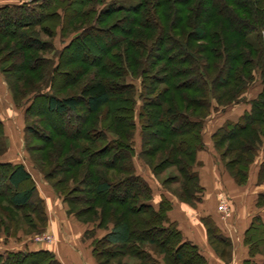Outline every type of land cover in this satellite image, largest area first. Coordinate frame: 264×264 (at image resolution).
I'll list each match as a JSON object with an SVG mask.
<instances>
[{
	"label": "trees",
	"instance_id": "16d2710c",
	"mask_svg": "<svg viewBox=\"0 0 264 264\" xmlns=\"http://www.w3.org/2000/svg\"><path fill=\"white\" fill-rule=\"evenodd\" d=\"M119 1L121 0H110L109 2L105 0H34L29 3L17 2L0 6V36L8 32L7 37L20 39L19 44L25 52L24 56L23 53L20 55L24 63L21 73L19 77L16 74L19 85L26 86L31 82L27 77L28 74L42 75V70L49 68L45 84L37 90L24 95V91L18 89L21 95H24L23 99L18 101V92L9 85V76L13 74L14 65L18 63L13 61L15 50L10 52L8 61H13V64L11 63L8 68H3L0 62V74L7 84L12 103L14 107L22 110L26 153L29 152L26 139L29 134H34V138L41 140L43 144L54 140L56 136L74 137L55 127H51L53 131L47 132L41 124L43 121L47 122L52 117L70 118L73 114H75V120H85L80 127V134L74 138L85 140L90 145L103 143L88 154L87 163L100 170H90V173L85 176L87 185L94 187L97 197L104 198L116 191L122 192L119 197L106 198L112 205H130L125 208V212L132 215L133 218L130 220L132 226L123 229L122 234L126 237L123 244L126 255L130 254H127L130 250L134 256L137 255L143 260L142 264H209L197 246L184 239L177 223L169 218L173 206L171 199L162 193L160 199L154 202L155 204L153 203L155 197H153L152 188L136 171L134 158L139 159L152 176L157 178L156 169L167 162L170 156L173 157L172 163L178 168L180 176L172 180L175 183H184L187 197L185 200L183 196L179 197L172 192H170L171 195L192 207L201 203L203 187L199 183L194 168L197 165V154L205 146L202 139L203 121L212 110L232 105L231 103L224 105L216 95V91L218 89L228 90L227 93L232 82H240V92L243 94L253 83L256 72H259L262 77L263 90L249 102L250 110L238 120H226L211 135L216 152L222 143H228V150L235 142L245 144L241 148L244 153L234 156V160H229L228 163L224 162V157L227 155H221L218 152L226 171L234 182L238 185L245 182L248 164L251 162L248 154L257 155L262 151L259 150V144L261 136L264 137V0H197L199 5L207 2L210 6L209 9L204 10L205 18L201 26L198 24L199 9L195 7L193 10L195 17H198L197 22L195 17L192 19L187 16L191 10H187L184 6L190 4L192 0H139L128 3V5L123 4L126 2ZM85 6H89V9L83 11ZM119 14H124L123 19L131 20L132 25L144 26L157 32V36L152 40L149 38L139 39L138 42L127 40L126 44L130 45L129 48L135 47L134 44L137 43L136 47L140 49L135 52L137 55L126 54L123 49L122 55L117 56L118 46L125 42L114 37V33L119 30L118 23L107 28H99L104 18ZM79 16L90 20L88 30L74 33L59 50L54 49L51 43L42 42L38 36H31L25 32L26 29L39 26L41 34L49 38H52L56 31L64 37L68 22ZM216 18L219 22H215ZM165 19L169 20L168 25L161 24V20ZM122 33L130 37L132 32L126 29ZM94 38L103 42L110 39L104 48L97 47L101 51L100 57L90 58L88 55H82L69 59V55L75 51L88 50L90 52L88 43H92ZM30 51H50L52 56L39 59L29 58L26 53ZM197 54L204 55V58H198ZM110 55L122 59L123 67L120 68V75L117 69L113 70L112 64H109L106 59ZM78 62L90 65L92 68L100 66L102 71L118 80L130 76L132 80H138V87L136 89L133 83L122 80L121 82H110L104 77H93L82 84L78 94L56 96L54 94L56 79L61 76L64 79L70 78L71 74L63 69L69 64ZM136 67L138 68L137 74L131 70ZM215 68L217 72L212 76L210 72ZM84 70L79 74V79L85 78L88 70ZM225 73L226 79L223 80ZM180 79L183 80L179 81ZM69 82L76 83V81ZM160 85H166V88L159 89ZM169 91L177 95V100L174 95L168 99L166 94ZM188 91L200 93L202 96L199 99L188 98L183 94ZM124 93L128 97H116ZM238 101L240 99L235 103ZM112 104L117 105V108L113 109L115 113L121 111V108H118L120 104H126L124 109L128 114L129 122L122 136L124 141L119 135L109 137L111 133L101 123L96 124L94 135L86 137L89 133L84 130L86 119L78 116V111L83 109L87 116H94ZM180 104L197 106L204 114L194 115L187 109L180 110ZM111 119L119 120L117 116ZM150 119L156 121L155 125L149 122ZM178 120L182 126L180 130L179 127L174 126ZM257 123L263 124V127L261 130L256 128L255 131L253 130L257 134L256 137L254 134H249L245 138L244 134L252 130V126ZM136 131H138L139 138L137 153L134 148ZM3 134L4 126L0 121V137ZM178 134L187 136L180 139ZM168 139L172 141V149L165 153L167 155L165 160H159L157 166H152L149 159L161 151V145ZM153 142H159L160 145H154L150 150H146V147H150L149 145ZM178 148L181 152H178ZM87 150L84 146L81 153ZM179 153H183L182 157L177 158L176 155ZM262 153L264 158V151ZM83 163L82 159L75 160L72 166L73 168L79 167ZM238 163L241 166L236 171L238 175H235L236 173L233 174L230 168L231 164ZM35 166L37 167L36 163H34ZM116 173L124 176L114 180L112 176ZM240 173L243 175V180L237 178L241 177ZM44 178L47 179L46 175ZM257 178L258 180L264 178V160L260 164ZM161 188L169 193L163 184ZM0 200H5L14 210L30 211L34 222L37 221L38 225L40 224L39 228L44 230L46 227L44 201L38 196L31 175L22 164L0 162ZM256 206L261 208V212L258 211L252 216L243 236V244L248 247V256L252 259L255 258V253L252 251L253 245L258 246L261 240L258 236L251 234L249 238L248 235L255 225L264 229V192L257 195ZM208 218L211 219L210 222L205 221ZM212 220L209 216L201 220L210 247L213 243L223 246L224 249L229 247V238L221 234L220 229ZM34 222L32 226L38 228ZM117 233H111L109 236L93 241L91 243L93 257L98 259L104 255L102 246L105 243L109 244V239ZM89 237H91L89 232L83 233V238ZM145 244L150 245L153 250L144 249ZM0 264L61 263L49 250L23 248L0 252ZM260 264H264V260Z\"/></svg>",
	"mask_w": 264,
	"mask_h": 264
},
{
	"label": "rangeland",
	"instance_id": "374dc122",
	"mask_svg": "<svg viewBox=\"0 0 264 264\" xmlns=\"http://www.w3.org/2000/svg\"><path fill=\"white\" fill-rule=\"evenodd\" d=\"M34 0H25L19 2L22 3H29ZM110 0H105V2H109ZM139 0H121L119 2L123 3L125 5H128V3H134L138 2ZM63 6V5H62ZM90 6V5H89ZM89 6L83 7L84 10H88ZM187 8L189 13H187V16L189 18H194L195 14L193 13V10L199 9L200 12H198L199 15V22L198 24L201 26L203 19L205 16L204 10L206 11L207 9L210 8L209 5H207V2L202 3V4H197V0H192L190 4L187 6H184ZM197 15V12H196ZM201 15V16H200ZM125 15L124 14H119L115 16H110L107 18L103 19V24L100 25L99 28H107L114 23H118L119 25V30L117 33H114V37L119 39V41L123 40L125 41L124 43H120L118 46V53L117 56L122 55L123 49L125 50L124 53H132L137 55L135 52H138L139 47L137 46V43H135V47L129 48L130 45H127V40L128 41H134L138 42L139 39H147L149 40L154 39L157 36V32L150 30L148 28L139 27L131 24V20H126L123 19ZM132 19V18H130ZM195 20L197 22L198 17H195ZM215 22H219V19L216 18ZM90 24V20L84 19V17H75L72 21H69L66 30L64 33V37L60 36L59 31L55 32V35L52 38H49L40 32L39 26H33L29 29H26L25 32L28 35L31 36H38V38L45 43H51L54 47V49L59 50L65 42L68 41L71 36L76 33L77 31L80 30H88V26ZM161 24L163 25H168L169 20H161ZM189 28V26H188ZM187 28V31H188ZM131 30V35L130 37H126L122 31L124 30ZM6 34H9L6 32ZM2 35L0 36V62H2V67L3 68H8L9 65L14 62H18L14 65V70L13 74L9 76V85L12 87V89L16 90L18 92V98L17 100L20 101L23 99L24 95L30 92H33L37 90L39 87L45 84V81L48 78V72L49 68H44L42 70V75L38 76H33L28 74L27 77L31 80L30 83H28L26 86H21L16 80V74L19 77V73H21L22 66L24 65L23 61H21L22 58H20L21 54L23 53L24 56V50L19 44V40H16L14 38L7 37V35ZM113 36V35H112ZM105 40V39H104ZM108 41L103 42L102 40H96L94 38L92 43H88V50L82 51V52H73L70 54L69 59L71 57H79L82 55H88L90 58L95 57H100L101 56V51L97 49V47H102L104 48L105 44ZM92 41V40H91ZM118 41V42H119ZM202 43H200L201 45ZM199 46V45H197ZM108 47V46H107ZM110 47V45H109ZM115 48V47H114ZM101 49V48H100ZM113 49V48H112ZM14 52V62H8L9 57H10V52ZM17 50V51H16ZM114 54V53H113ZM27 57L31 58H46V57H51L52 52L50 51H30L26 53ZM198 58H204V55H199L197 54ZM109 61V64H112V68L117 69L118 74L120 75V68H122V59H118V57H112L111 55L106 58ZM7 60V61H6ZM67 61V60H66ZM108 64V63H107ZM89 66V67H88ZM84 64V63H73L67 65L65 69L67 70L71 76L68 79H64L62 76L58 79H56V86L54 87V94L58 97H63V96H71L74 94H78L80 87L82 84L87 81L92 79L93 77H104L107 81L109 80L110 82H121L125 81L128 83H133L134 86L138 87V80H132L131 78H122V79H116L110 77L107 73L102 71L100 69V66L92 68L90 65ZM110 68V69H112ZM87 69L88 72L85 76V78L79 79V74L81 72H84ZM140 69V68H139ZM134 73H138V68H133L131 69ZM130 70V71H131ZM217 72V69H212L210 72L212 76H214ZM244 74V73H243ZM15 75V76H14ZM223 80L226 79V73L222 77ZM78 80V81H77ZM183 79H180L179 81H182ZM69 81H76V83H71ZM2 82V88L3 91L0 90V115L5 117V119L10 122L11 120H17V126L16 128L13 127L14 125H9L8 129H10L11 133L14 134L15 130H17L18 138H15L14 142H16L15 146H11V141H7V138L0 137V153H2L4 150L7 149H13L19 151V154L21 157H23L26 160V164L28 165V168L30 170V173L36 180L38 186H39V191L41 195L44 196V211L46 213L47 217V224L44 230L39 228L38 222L32 219V216H30V211H17L12 209L8 203L5 200H0V252L7 251V250H19L23 248L31 249V250H36L41 247L48 248L49 246L51 247H56L59 243V241H56L53 236V228H56L57 230V235L61 237L62 232H67L71 228V226L75 227L78 232L81 229H84V232H89L90 236L89 238H84L82 240L76 239V244L79 243V248H84L85 251H88L89 247L91 248V243L95 240L104 238L105 236H109L111 233H117L114 237L109 239L110 243L107 244L105 243L102 246V250H104V255L96 259L95 257L90 256L92 261H95L96 264H142L141 261H143L140 257L137 255L134 256L133 253L127 251L126 255V250L124 248V239L126 237H123V229L130 228L132 226V223L130 220L133 218L132 215L128 214L125 212V208L130 205H118V204H111L108 201V198L106 197H119L122 192H117L114 194H110L106 197H97V195L94 193V187H90L87 185L86 177L89 173L90 170H100L98 167L94 165H89L87 163V158L88 154L90 151L95 149L96 147L101 146L103 143L99 142L98 144L95 145H90L87 143V141L83 140L81 141L78 139V135L80 134V127L83 125V122L85 120H75V114H73L70 118L63 117H52L50 120L43 121L41 123L47 132L53 131V128L55 127L57 130H62L63 132H66L70 136H77L76 138H67V137H60L56 136L53 138L54 140L50 142H44L42 143L41 140H37L34 137V134H29L27 135L26 139L28 147H29V152L26 153L25 150V140H22L21 137V127H22V120L21 118V109H17L14 107L10 93L7 88V84L5 83L2 75L0 74V83ZM262 77L259 75V72H256L254 76V81L253 83L249 86V88L241 94L240 88H241V83L240 82H232L231 85L229 86V92L226 93L228 90H222L218 89L216 91V95L219 97L221 102L226 105L228 103H231L232 105H229L227 107L223 108H218L214 109L211 111L210 115L206 117V119L203 121V126H202V139L205 144L204 149L199 151L197 154V165L195 166L194 170L196 171L198 178H199V183L201 187H203V184L201 183L204 181L203 177L206 172H208V180L207 182H210V187H206V189L203 188V193H201L202 197V202L197 203L196 206L192 207L186 203L180 202L177 198L171 195L170 192L174 193L175 195H178L179 197H184L186 200L187 197V190L185 188L184 183H175L172 179L174 177L180 176V172L178 171V168L172 163V158L170 155V158L167 162H164V164L156 169L157 175L155 177L152 176L150 171L144 167V165L141 164L140 160L137 158H134V165L136 167V171L144 177V179L148 182L150 187L152 188L153 191V197H155L154 202H157V200L160 199V195L163 193L165 194L169 199H171V202L173 203L174 206V214L175 215H180L183 218H187L186 215H188L189 219L190 217L193 216L195 221L198 219L201 221L202 217H214L215 221L213 223L217 226L216 222L220 225L219 217L222 219L226 218H232V220L237 218V215H242V218L244 219V222H247L249 220V216L251 214L256 213L258 211L261 212V208H258L256 206V197L258 194L261 192H264V178L259 179L257 178L258 171L260 168V164L264 160L263 158V151H264V137L261 139V143L259 144V150L260 151L257 155H252L248 154L251 157V162L248 164V171H247V176L245 179V182L241 185H238L234 182L233 178L231 175L226 171V168L224 167L223 160L219 157L221 155H227V157H224V162L228 163L229 160H234V156L243 154V150H241L243 142H235V144L230 145V149L228 150V143H222L220 146L219 150L216 152L213 147V143L211 140V135L212 133L220 127L226 120H238L239 117H241L245 112L250 110V101L256 98L263 90L262 86ZM30 85V86H29ZM159 89H164L166 88V85H160L158 87ZM24 91V95H21L22 93L20 91ZM181 94V93H179ZM186 95L188 98L191 99H199L201 98L200 93H194L191 91L183 93ZM174 95L175 99L177 100V95H175L172 91L168 92L166 96H168V99ZM128 95H125V93L122 95H116V97H122L126 98ZM238 103H235L237 100H239ZM137 104L139 105V101L137 100ZM181 105V104H180ZM126 107V104L122 105L120 104L118 108H121L119 113H115L113 111L114 108H117V105L114 106L113 104L109 106V108H105L101 112L95 114L94 116H87L83 109H80L77 113L78 116H80L83 119H86V126H85V131L87 130L86 137L92 136L95 133V128L97 123H101V125H104V127L111 133L109 137H116L117 135L122 136L124 132H126V128L128 127L127 124L129 122L128 119V114L126 113V110L124 109ZM130 107V106H129ZM199 107V106H198ZM187 109L189 112L193 113L194 115H203V111L199 108L192 107V105L187 106L186 104L181 105L180 110ZM153 111H157L156 109H151ZM44 111V110H43ZM113 116H117V119L119 120H112L111 118ZM89 118V119H88ZM88 119V120H87ZM19 120V121H18ZM12 122V121H11ZM149 122L153 125H155L154 122H156L153 119H150ZM174 126L180 127L181 123L178 120ZM252 130L248 131L247 133H243L244 137L247 138L249 134H254V137H256V133H254V129L261 130L263 127V124L257 123V125L252 126ZM15 130H14V129ZM254 130V131H253ZM138 131L135 133L134 137V148L136 150V153L138 152V146H139V138L137 136ZM262 134V133H261ZM126 135V134H125ZM179 135V134H178ZM180 137L178 138H184L187 135H179ZM25 139V138H24ZM124 141V138H123ZM242 141V140H241ZM246 143V142H245ZM152 144V145H151ZM149 146L146 147V150H150L151 147H154V145H160V143H151ZM87 148V152L81 153V150L83 147ZM162 149L155 154L154 157H151L149 160L152 162V166H157L159 163V160H165L167 155L165 154L168 152L170 149H172V141L171 139L166 140L164 144L161 145ZM180 148V147H179ZM178 148V150H179ZM183 149V148H181ZM211 156H214L215 159V165L217 170H220V173L222 177L224 178V181L228 183V188L230 189L229 197H227V213L223 214L217 210V207L219 205V200H218V194L220 187H218L219 182H217L216 179L212 182V176H213V170L214 167L212 164L210 168L206 169L205 164L203 165L202 157L205 156L206 153L209 152ZM184 151V150H182ZM231 153H230V152ZM178 152H181L180 150ZM220 154H219V153ZM183 153H179L176 155V157H182ZM246 154V156H247ZM202 155V156H201ZM199 156V159H198ZM248 156V157H249ZM83 160L84 163L82 166L79 167H74L72 166L73 163H75V160ZM106 159V158H105ZM104 159V160H105ZM201 159V160H200ZM69 160V161H67ZM93 160V159H92ZM206 161L209 162V159L207 158ZM94 162V160H93ZM34 163H36L37 167H34ZM214 165V166H215ZM239 166H241L239 163L238 164H231V172L233 174L236 173L238 170ZM157 168V167H156ZM214 170L216 172L217 170ZM242 168V167H241ZM68 170L70 172H68ZM89 170V172H88ZM88 172V173H87ZM205 172V173H204ZM87 173V174H86ZM113 174V173H112ZM44 175H46L47 179L44 178ZM220 175V176H221ZM238 175V172L235 174ZM115 176V177H114ZM114 176H112L115 180V178L124 176L123 174L119 175L116 173ZM216 176V175H215ZM241 177H237L239 180H243L242 174L240 173ZM113 181V180H112ZM219 181V180H218ZM161 184L164 185L166 190L169 192H165V189L161 188ZM208 184V183H207ZM217 186V187H215ZM76 187H79V189H76ZM55 188V189H54ZM218 190V192H217ZM259 192V193H257ZM154 199V198H153ZM66 202H65V201ZM155 204V203H154ZM172 206V207H173ZM50 210V211H49ZM50 212V213H49ZM212 214V215H211ZM50 216V219H48ZM230 216V217H228ZM247 216V217H246ZM55 218V219H54ZM248 218V219H247ZM33 220V221H32ZM190 220V219H189ZM210 222L211 219L208 218V220H205ZM38 225V228H34L32 226V223ZM64 222V223H63ZM202 223V222H201ZM52 225L53 228L49 227ZM246 224V223H244ZM71 225V226H69ZM202 225H204L202 223ZM249 223L247 224L246 229L248 228ZM67 226V228H66ZM69 226V227H68ZM137 227H139L136 224ZM97 228V229H96ZM73 229V228H71ZM245 229V230H246ZM55 230V231H56ZM95 230V231H94ZM94 232V233H93ZM245 232V231H244ZM68 233V232H67ZM74 234V233H73ZM253 236H258V238L261 240L260 244L258 246L253 245V250L255 258H250L248 256V247L245 246L246 248V254L244 256L246 257V262L245 264H256L257 259L259 258L260 263L264 260V229L257 227L255 225L254 229L251 231V233L248 235L250 238V235ZM125 235V234H124ZM48 236L50 237L49 242H41L38 243L35 241V238L37 237H45ZM225 236V235H223ZM244 236V233H243ZM152 237H155L152 235ZM226 237V236H225ZM228 238V237H227ZM90 241V245H88V242L85 241ZM80 241L82 243L80 244ZM87 245V247H86ZM209 245V243H208ZM210 246V245H209ZM143 248L146 249L147 251L153 250V248L145 244L143 245ZM213 248V249H212ZM212 251L214 252L215 258L223 263V264H228L231 261V256H232V244L230 242V246L226 247L224 249L223 246L218 245L217 243H213L211 247ZM224 253V254H222ZM248 262V263H247ZM259 262V261H258ZM259 263V264H260Z\"/></svg>",
	"mask_w": 264,
	"mask_h": 264
},
{
	"label": "crops",
	"instance_id": "0c3cea01",
	"mask_svg": "<svg viewBox=\"0 0 264 264\" xmlns=\"http://www.w3.org/2000/svg\"><path fill=\"white\" fill-rule=\"evenodd\" d=\"M17 2H19V0H0V6L10 5V4H14ZM0 90L3 91L2 82L0 83ZM0 108H2V107L0 106ZM20 119L22 120V115H21ZM0 121H2L3 126H4V134L2 135V137L7 138L8 142L10 140L11 146H15L16 142H14V140H15V138H18L17 137L18 136L17 130H15L13 128L15 130V133L12 134L10 129H8V126L12 124V125H14L13 127L16 128L17 120H11L12 122L11 121L8 122L5 119V117L0 115ZM21 133H22L21 137L23 140V120H22ZM207 158L209 159V162L206 161ZM198 159H199V156H198ZM201 159H202V161L204 160L203 165L205 164L206 169L213 166L214 170H215V168H216L215 164L216 163H215L214 156H211V154H210V150ZM0 162L22 164L26 168L27 172L31 175L32 181L36 186L38 196L40 198H42V200L45 203L44 196L41 195V193L39 191L40 188H39L36 180L32 176V174L30 173L28 165L26 164L27 163L26 160L20 156L19 151L13 150V149L4 150L2 153H0ZM211 164H212V166H210ZM214 170H213V176H212L211 181L213 182L214 179H216L217 182H219V184H218L219 185L218 187H220L219 193H223L225 196L227 195L229 197L230 189L228 188V183L224 181V178L222 177L220 170H217V168H216V170H217L216 172H214ZM206 176H208V172H206L204 174V177H203L204 181L201 182L203 184L204 189H206V187L207 188L210 187V182H207L209 180H208V177H206ZM215 187H217V186H215ZM217 192H218V190H217ZM257 193H259V192H257ZM173 209H174V206L172 207V210L169 213V218L172 221L177 223L178 228L180 229L184 239L191 241L194 245H196L197 248L199 249L200 253L208 260L209 264H223L215 258L214 252L212 251L211 247L208 245L206 230H205L204 225H202L201 221L199 219L197 221H195L196 219H194L193 216L189 218L190 220L187 219L188 215H186L187 216L186 219L180 215L177 216L174 214L175 210H173ZM256 213L251 214V216H249V220L247 222L243 221L244 219L242 218V215H239V216L237 215V218L234 220H232V218L231 219L230 218L222 219L219 217L220 225L218 224V222H216L218 228L221 231V234L228 237L231 244H232V248H233L232 256H231V261L228 264H245V262L247 261L246 260L247 256H244L247 251L243 245V233L247 227V224L250 222L252 216H254V214H256ZM228 217H230V216H228ZM202 218H204V216ZM211 218L214 219L213 221H215L214 217H211ZM48 219H50V216ZM244 223H246V224H244ZM48 225H49L48 228L49 227L53 228L52 225L51 226H50V224H48ZM69 226H71V225H69ZM66 228H67V226H66ZM71 228H73V229H71ZM71 228L69 230L67 228L68 233L62 232L61 237H59L57 235L56 228H53L52 233L54 232L53 233V236L55 235L54 239L56 241H59L58 245L56 247H52V246L50 247L49 246L48 248L41 247L38 249L51 251L57 257V259L60 261L61 264H96V262L92 261V259L90 258V256H92L90 247H89L88 251H85L84 248H79V246H78L79 243L76 244V239H78V240L84 239L83 238L84 229H81L80 231L78 230V232H77L76 231L77 229L75 227L71 226ZM85 242H88V245H90L89 240L85 241ZM81 243H82V241H80V244ZM86 247H87V245H86ZM256 259H257L256 264H259L260 263L259 258H256Z\"/></svg>",
	"mask_w": 264,
	"mask_h": 264
},
{
	"label": "built area",
	"instance_id": "2783aa9c",
	"mask_svg": "<svg viewBox=\"0 0 264 264\" xmlns=\"http://www.w3.org/2000/svg\"><path fill=\"white\" fill-rule=\"evenodd\" d=\"M21 1H25V0H21ZM218 200H219V205L217 207V210L223 214L227 213V197L223 193H219ZM35 241L41 243L43 241L49 242L51 240L50 237L45 236V237H37L35 238Z\"/></svg>",
	"mask_w": 264,
	"mask_h": 264
}]
</instances>
